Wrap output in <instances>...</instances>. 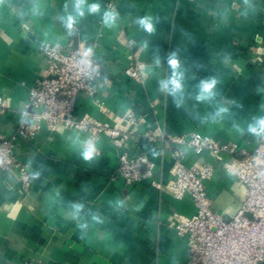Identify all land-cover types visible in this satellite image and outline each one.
I'll return each instance as SVG.
<instances>
[{
	"label": "crops",
	"instance_id": "0c3cea01",
	"mask_svg": "<svg viewBox=\"0 0 264 264\" xmlns=\"http://www.w3.org/2000/svg\"><path fill=\"white\" fill-rule=\"evenodd\" d=\"M93 3L99 12H88ZM75 5L0 0V134H17L32 85L47 75L41 43L94 48L106 73L78 95L74 116H88L87 129L43 126L32 136L17 135V160L34 183L25 190L15 172L0 174V264H188V240L172 223L193 216L195 201L188 194L176 199L149 179L127 188L117 173L120 158L146 157L156 180L167 183L175 158L165 140L197 132L251 151L264 139L247 131L264 117V0H84L83 16ZM106 11L118 13L112 27L103 22ZM144 17L152 32L138 23ZM173 54L176 69L169 64ZM136 63L143 82L125 74ZM174 72L182 85L175 94L170 84L163 88ZM213 79L212 94L197 100L201 83ZM130 112L137 123L125 120ZM96 123L118 124L127 142L115 146L109 134L94 130ZM88 145L94 155L85 161ZM181 149L186 166L215 168L207 191L213 210L230 220L245 187L210 151Z\"/></svg>",
	"mask_w": 264,
	"mask_h": 264
},
{
	"label": "built area",
	"instance_id": "2783aa9c",
	"mask_svg": "<svg viewBox=\"0 0 264 264\" xmlns=\"http://www.w3.org/2000/svg\"><path fill=\"white\" fill-rule=\"evenodd\" d=\"M110 6L113 7V2ZM40 50L48 62L47 75L32 85L17 134L11 137L0 134V174L15 172L25 190L32 188L34 176L17 160V135L32 136L43 126L52 130L61 125L87 129L92 125L91 119L88 116L76 119L74 116L78 95L91 90L93 84L106 74L103 63L94 54V48L72 51L60 43L44 42ZM125 74L138 82L145 79L143 66L139 63L126 68ZM0 108L5 110L2 98ZM27 118L31 119L33 128L28 126ZM125 120L135 124L139 118L130 112ZM94 130L109 134L117 147L124 146L128 139L127 132L118 124L111 127L96 123ZM165 143L175 158L169 182L156 180L155 164L142 156L130 158L122 155L117 173L129 189L143 179H149L157 189H167L176 199L187 194L193 198L196 213L193 216L178 215L172 223L179 236L188 240V264L264 263V139L251 151L237 143L218 142L197 132H192L188 139L179 136L165 140ZM186 144L196 155L210 151L245 187L243 204L230 220L213 210L207 191L206 182L213 177L215 168L210 164L186 166L181 149Z\"/></svg>",
	"mask_w": 264,
	"mask_h": 264
},
{
	"label": "clouds",
	"instance_id": "9594fccd",
	"mask_svg": "<svg viewBox=\"0 0 264 264\" xmlns=\"http://www.w3.org/2000/svg\"><path fill=\"white\" fill-rule=\"evenodd\" d=\"M83 4L84 0H76V11L78 15L83 16L84 10H83ZM100 11V5L98 3H93L88 5V12L89 13H97ZM118 13L115 11H106L103 14V22L105 26L112 27L117 19ZM138 23L148 32L153 31V24L148 17L141 18ZM74 24V19L72 16L68 17L67 27L71 29ZM169 64L173 69H176L179 66V61L175 58V54H173V58L169 59ZM169 84L171 85L170 91L175 94L176 92L180 91L182 88V85L180 83L179 78L177 77V74L174 72L173 77L168 81V83L163 85V88L167 89L169 87ZM216 81L210 80V81H204L201 83V93L196 97L197 100H204L208 96L212 94V89L215 87ZM178 106V105H177ZM223 111V110H222ZM237 131H239L241 134H243V129L237 128ZM247 131L250 134H253L257 137H264V117H260L256 120L255 124H250L247 128ZM94 155V148L92 145H88L85 150L82 153V157L85 161H90L93 158Z\"/></svg>",
	"mask_w": 264,
	"mask_h": 264
},
{
	"label": "water",
	"instance_id": "95a60500",
	"mask_svg": "<svg viewBox=\"0 0 264 264\" xmlns=\"http://www.w3.org/2000/svg\"><path fill=\"white\" fill-rule=\"evenodd\" d=\"M75 41L77 42V39L75 38Z\"/></svg>",
	"mask_w": 264,
	"mask_h": 264
}]
</instances>
